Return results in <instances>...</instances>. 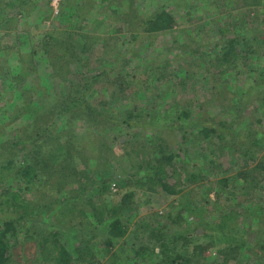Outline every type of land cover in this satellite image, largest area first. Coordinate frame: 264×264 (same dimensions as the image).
Returning <instances> with one entry per match:
<instances>
[{"label":"rangeland","instance_id":"374dc122","mask_svg":"<svg viewBox=\"0 0 264 264\" xmlns=\"http://www.w3.org/2000/svg\"><path fill=\"white\" fill-rule=\"evenodd\" d=\"M63 1L29 0L37 5L28 10L29 3L21 8L0 0V9L5 8L0 11V142L13 139L22 128L26 129L19 133L22 137L32 135L37 124L24 127L26 120L64 95L68 80L80 84L100 74L96 82H86L91 84L86 100L103 114L97 124L77 121L67 132L73 136L75 150L106 161L111 179L100 187L101 180L94 174L98 168L88 162L87 174L98 185L85 179L87 187L77 203L91 199L109 207L127 190L135 194L120 214L122 234L111 236L107 221L82 225L87 238L96 235L93 242L98 251L92 264H160L162 257L176 254L184 264H264V252L258 250L256 256L250 251L256 234L264 243V144L254 146L252 142L264 139V107L256 99L261 92L264 96V82L254 83L264 69V55H250L245 61L238 57L235 68L227 67L224 73L219 72L225 67L215 62L223 41L217 30L225 23H239L249 29L256 26L260 32L264 0L250 5L240 0H133L139 21L148 19L160 5L171 12L172 28L155 33L120 21L124 6L132 0L114 1L111 8L118 10L114 14L107 2L78 0L83 8L71 19L67 17L73 7L66 17L58 15ZM65 28L77 34L70 53L83 59L82 67L69 73L59 63L69 55L64 45H50L46 53L38 46L44 35ZM80 34L86 37L81 39ZM93 36H98L97 43H110L89 48ZM49 57L55 58L53 64ZM17 60L20 68L15 83L11 66ZM127 111L134 112L130 125L125 122ZM182 111L189 116H182ZM202 126L218 131L205 136ZM19 148L14 147L15 159ZM168 153L174 155L171 165L175 170L168 182L176 193L158 185L149 191L145 175L150 170L134 174L131 163L158 160ZM36 188L27 190L10 180L0 186V194L7 189L21 191L28 208L14 207L17 212H39L29 203L49 204L48 214L19 222L24 228L19 227L9 239L7 264H53L38 254L39 237L58 228L51 224L59 225L60 240L73 259L83 247L73 226L55 220L62 206L52 200V189ZM0 214L13 215L9 211ZM71 216L75 219L76 215ZM110 236L111 246L106 247L103 240ZM71 264L89 263L75 259Z\"/></svg>","mask_w":264,"mask_h":264},{"label":"trees","instance_id":"16d2710c","mask_svg":"<svg viewBox=\"0 0 264 264\" xmlns=\"http://www.w3.org/2000/svg\"><path fill=\"white\" fill-rule=\"evenodd\" d=\"M100 1L104 3L107 2L106 7L111 10V13L114 14L118 11L117 8H111V6L116 3L114 2L116 0ZM125 1L127 0H121L123 4ZM243 1L247 2L249 5L258 2L257 0H240V2ZM77 2L78 0H66L61 2L58 12L59 17H66V12L70 7H73V10L71 9V11L68 12L70 13L67 17L68 19H71V16L73 18L74 16L79 15L83 7L82 3ZM15 3L18 4V7L22 6L21 8L29 3L27 5L28 10L29 7L36 8L37 5H34L33 2H29V0H7L6 2L7 5ZM46 3L48 4L49 2ZM133 3H135V1L132 0L129 1V5L127 4V6H124L123 15L121 16L120 21L125 25L136 23L141 30L154 33L172 28V23L174 21L173 15L164 5L157 7L148 19L139 21L140 16H137V11L132 9L134 8ZM0 11L3 13L5 8H1ZM20 12L22 13L23 11L20 9ZM135 18L136 20H134ZM0 22L3 23L2 20ZM0 26L2 25L0 24ZM245 26L246 25L240 27L239 23H225L223 27H220L217 30V34L220 35V38H222L223 41L221 42L215 62H220V65L225 67V69L220 70L219 73H224L227 67L234 69L235 61L238 57H241L242 60L245 61L250 55H264V27L263 29H260L261 31L259 32V29L256 26H252L251 29ZM70 30L73 29L65 28L61 31L50 32L47 35H44L42 42L38 45L41 46V50L43 49V52L45 53L47 47L50 45L55 46L58 42L59 47L64 45L63 48L66 49V51L69 50V58L68 56H65L59 63L60 67L66 68V72L68 73L72 70L77 71V69H80L83 65L81 55L79 56L76 52L70 53V47L74 46L72 40L73 36L77 35L73 34L74 31L71 32ZM79 36L81 39L86 37L84 34H80ZM97 40H99L98 36H93V43L90 44L89 48L93 49L98 45L106 47L110 43H97ZM54 59L55 58L49 57L50 63L53 64ZM19 68L20 63L19 60H17L16 65L11 66L13 72L11 77L13 81L17 80V71ZM179 68L180 67L178 66V69ZM118 71L119 70H114V73ZM263 71L264 69L260 70L257 80H254L256 85L264 82L261 80V78L263 79L264 77ZM99 75V73L92 74L91 77H86L84 80L82 79L80 84L78 81L73 82L72 80H68L66 82L68 86L64 95L57 98V101L54 104H51L43 112L36 114L34 117L30 115L26 120V125L24 127L28 126L30 128L31 123L37 124V129L32 135L22 137L23 134L19 133L26 130L25 128H22V131L18 134L15 133V137L13 136L15 141L8 138L0 142V186L5 180H10L17 185L23 186V188L27 190L34 188L37 191V189L39 190V188H36L37 186L43 189H52V200H54L56 205L59 206L61 204L62 206V208H59L62 210L57 212L54 216L55 220H62L63 222L61 223L66 225L65 227L72 228L71 226H73L75 228V236L77 239L80 237L83 244L82 248L79 250L77 249V257L75 259L82 263L88 262L89 264H92L93 258L98 251L93 242L95 241L94 239L96 235H89L90 237L87 238L85 236V229L82 225H89L92 221H94L93 224L99 225L107 221L111 236L115 237L116 235L122 234L125 230H121L119 227L122 220L120 214H122V210L125 211L128 209V204H130L128 200H131L135 194L133 190H127L121 196L118 203L110 205L109 207L103 202H100L99 205L95 204L91 199L77 203L78 197L82 195L85 187H87L83 184L84 180L91 179V174H87V169L90 167L88 162H93L92 165L98 168L94 174L101 180L99 183L100 187L105 186V184L111 179L109 172L105 169V166H107L106 161L103 159L96 160V158H92V154H88V151L83 153V150L81 149L79 151L77 149L75 150L73 147V145H75L73 136L67 132V128L71 123L73 124L77 121L86 120L97 124V121H99L100 116L103 114L97 106L90 105L86 100V94H88L87 91L91 86V84L88 85L86 82H96ZM7 79H9L8 84H10L12 80H10V78ZM10 87L13 89V94H15L14 86L10 85ZM119 87L122 91L124 86L121 85ZM14 98L16 99L17 96ZM256 99L259 101L260 105L264 107L263 92L259 93V96H257ZM236 110L234 111L236 112ZM127 113V120L125 122L130 125L128 121L134 116V112L127 111ZM180 113L182 116H189L186 111ZM200 131L205 136H208L210 133L216 134L218 130L213 127L208 128L202 126ZM217 135L219 138H223L222 134L218 133ZM252 142L254 146H261L264 144V139H254ZM19 145L20 153L18 154V159H15L17 152L15 153L14 147ZM241 147L243 148V145ZM173 156V154L168 153L162 154L158 160L154 158L149 162H143V159L138 161L135 160L131 163L129 169L130 172L133 170L134 174H139L141 169H144V171L147 169L150 170V172L148 171L149 174L145 175L146 181L150 182V185L146 186L149 191L153 190V188L158 185L161 187V190L174 194L176 191L168 182L169 179L174 176L175 172L171 165ZM115 159L117 160L118 158L116 157ZM79 168L82 170H79ZM101 173L103 174L102 176H100ZM193 176L194 175H192V177ZM139 180L140 179H138L136 183L138 186H141ZM89 182L97 184L98 180L92 177ZM64 186H68V188H64ZM20 192L19 189H16V191L10 193L7 189L6 192L0 194L2 197L0 200V213H6L9 211L13 214L4 216H1L0 214V264H7L9 262V239L14 238L19 227H23L19 222L24 220L28 221L34 217L37 219L40 213H42V215L49 213L48 203L32 204L31 206L29 202V207L40 209L39 212H17L15 208H18L19 210L22 209V207L26 209L28 208V205L21 197ZM18 200L21 204H19ZM56 209L58 208L56 207ZM74 213L76 215L75 219L71 216ZM88 216L90 217L88 218ZM51 225L52 227L56 226L55 228H58L56 230L50 229L47 234L39 237L41 239L38 240V254L46 257V261H50L53 264H71L75 259L72 258L68 246L60 240L62 231L59 230V225ZM79 225H81V228H78ZM111 236L103 240V244L106 247L111 246ZM91 242L93 243L91 244ZM196 248L198 249L200 246H197ZM258 250L260 253L264 252V243H261L260 238L256 234V239L250 246V251L257 256V252H259ZM163 252H166V249H163ZM178 259H181L179 254H176L175 257H162L160 264H184L183 261L180 262ZM157 264H159V262H157Z\"/></svg>","mask_w":264,"mask_h":264}]
</instances>
